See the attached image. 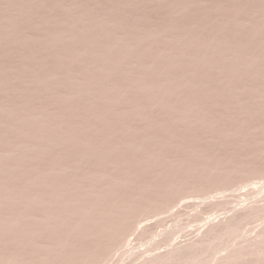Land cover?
<instances>
[{
    "label": "rangeland",
    "instance_id": "obj_1",
    "mask_svg": "<svg viewBox=\"0 0 264 264\" xmlns=\"http://www.w3.org/2000/svg\"><path fill=\"white\" fill-rule=\"evenodd\" d=\"M0 264H264V0H0Z\"/></svg>",
    "mask_w": 264,
    "mask_h": 264
}]
</instances>
